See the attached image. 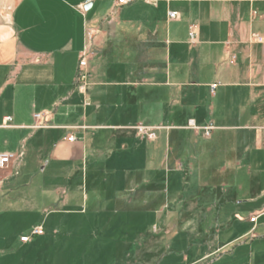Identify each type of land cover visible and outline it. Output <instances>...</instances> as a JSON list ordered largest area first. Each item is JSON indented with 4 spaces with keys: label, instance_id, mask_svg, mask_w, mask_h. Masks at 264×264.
<instances>
[{
    "label": "crops",
    "instance_id": "obj_1",
    "mask_svg": "<svg viewBox=\"0 0 264 264\" xmlns=\"http://www.w3.org/2000/svg\"><path fill=\"white\" fill-rule=\"evenodd\" d=\"M169 12H178L179 19L170 20ZM254 35L264 37V0H139L124 5L118 0H0V154L12 156L10 167L1 172L0 205L24 213L19 190L31 194L36 186L46 200L47 223L54 215L61 219L72 210L82 212L92 190L110 183L104 190L112 197L102 201L103 209L119 213L143 206L145 193L128 188L129 182L118 190L119 167L113 166V174L108 166L114 157L119 165L138 152L136 159L145 161L142 174L148 171L154 185L181 178L188 188L196 178L203 210H223L230 201L222 188L238 179V165L253 164L258 175L264 173V103L253 105L248 88L233 90V85H252L264 66V44L254 41ZM84 52L87 80L81 93L75 80ZM206 78L211 79L208 91ZM257 83L263 90L264 79ZM212 85H217L213 93ZM219 89L221 100L205 99ZM235 105L240 112L249 108L248 123L238 128L249 140L219 149L213 142L206 152L199 140L212 141L213 128L209 138L204 130L214 127L212 118L221 108L225 119L232 117ZM7 117L11 121L4 126ZM178 119L183 127L174 124ZM138 126L147 133L140 134ZM159 154L152 174L150 164ZM145 174L138 179L142 185ZM203 179L212 180L211 188L204 187ZM135 180L132 173L129 181ZM177 202L168 196L163 207L175 211ZM154 204L153 210H162L161 203ZM253 216L255 223L246 221L245 229L223 244L216 234L207 235L205 242H219L213 257L248 246L250 256L264 258V203ZM34 237L19 243L26 248ZM203 240L197 236L191 242L197 247ZM196 251L194 263L205 257Z\"/></svg>",
    "mask_w": 264,
    "mask_h": 264
},
{
    "label": "rangeland",
    "instance_id": "obj_2",
    "mask_svg": "<svg viewBox=\"0 0 264 264\" xmlns=\"http://www.w3.org/2000/svg\"><path fill=\"white\" fill-rule=\"evenodd\" d=\"M260 79H264V66L261 67L259 79H253L252 85H233V90L248 88L252 94L253 105L257 101L264 103V89L259 88L257 83ZM205 81V90L208 91L211 79L206 78ZM222 97L223 89H219L212 98L207 93L205 99L218 102ZM175 102L177 103H174L172 108L174 116L179 113L180 107V101ZM253 110L256 111L255 107ZM230 112L232 117L225 119L227 112L225 108H221L212 118L213 140H199L206 152L213 147V142L219 149L224 148L226 144L243 145L249 140L248 135L244 134L245 131L238 129L248 123L249 108L240 112L238 105H235L231 107ZM174 124L184 126L179 119L174 121ZM222 126L230 127L232 130H217ZM136 154L138 152L134 153L133 157L126 155L123 163L119 165L115 163L114 157L109 161L108 166L109 172L118 174V190H125L129 182L128 188H139L145 193L147 201L143 206L141 204L132 206L129 210L126 208L125 212L119 213L113 209H103L102 201L112 197L111 194L106 193L109 189L107 185L110 183L100 189L92 190L89 194L88 206L82 212L72 210L61 216V219L60 216L54 215L47 223L43 212L46 200L39 196L36 186L31 188L33 191L31 194L28 189L19 190L20 193H24V213H15L6 209L5 204L0 205V264H24V262L26 264H264V258L250 256L248 246L241 247L233 253H228L231 250L229 248L218 252L216 257L212 255L216 252L214 247H218L219 242L223 244L245 229V222L261 210L264 203L261 190L264 189V184L261 186L260 182L264 180V173L258 175L253 164L244 168L238 165L236 169L240 170L238 179L222 188L225 200H229L230 203L221 211L219 210L221 206L205 211L203 204L199 205L201 187L196 178L190 180L188 188H185L182 183L185 180L181 178L173 179L169 183L164 180L154 185L150 182L151 178L147 176L150 173L147 171V175L144 173L147 183L140 184L142 179H138L139 176H144L142 173L145 169L143 166L145 161L142 156L137 160ZM160 157L159 154L157 161L150 164L152 174L154 166L160 162ZM179 157L181 164L182 157ZM10 165L11 162L7 168ZM113 166L119 167L118 171L113 172ZM260 167L264 170V165ZM176 168L177 164H174V172ZM132 173L136 177L134 184L129 181ZM202 181L204 187L211 188L212 180ZM106 186L107 189L104 190ZM151 189L160 192L159 198L148 194ZM168 196L176 199V202L179 201L175 211L163 207ZM157 201L161 203L162 210H153L154 202ZM40 226L42 235L34 237L28 247L21 246L20 238L30 236L31 232ZM209 234H216L219 241L216 246L211 240L205 242ZM197 236L204 237V243L202 241L195 247L196 243L191 240ZM196 250L201 251V255L205 254V257L194 263Z\"/></svg>",
    "mask_w": 264,
    "mask_h": 264
},
{
    "label": "built area",
    "instance_id": "obj_3",
    "mask_svg": "<svg viewBox=\"0 0 264 264\" xmlns=\"http://www.w3.org/2000/svg\"><path fill=\"white\" fill-rule=\"evenodd\" d=\"M133 1H139V0H118V4L119 5H124L127 4L129 2H133ZM141 1H145V2H153L154 0H141ZM168 18L170 20H176L179 19V13L178 12H169L168 13ZM195 37L194 34H190V39L193 40ZM253 40L264 44V37H260L258 35H254L253 36ZM87 58H88V54L86 52L82 53L80 60H79V64H78V71L76 74V80H75V86L76 88L81 92L84 93L86 91V80H87V72H86V67H87ZM217 85H212L211 86V92L213 93L216 89ZM11 121L10 117L5 118L3 125L7 126L8 123ZM189 127L196 129L195 125L193 122L189 123ZM137 130L140 134H146L147 131L143 126H138ZM212 127H208L207 129L204 130V136L205 138H209L210 137V133H211ZM70 140L72 141L73 138H70ZM12 161V156L7 155V154H0V188L2 186L3 183V178L1 176V172H3L4 170H6V168L8 167V165L10 164V162ZM257 220V217H251L249 219V221L251 223H255ZM42 235V228L38 227L35 228L32 232L30 236H25V237H21L20 241L22 243H27L32 237L34 236H39Z\"/></svg>",
    "mask_w": 264,
    "mask_h": 264
},
{
    "label": "water",
    "instance_id": "obj_4",
    "mask_svg": "<svg viewBox=\"0 0 264 264\" xmlns=\"http://www.w3.org/2000/svg\"><path fill=\"white\" fill-rule=\"evenodd\" d=\"M90 4L88 6H85V10H88L90 8Z\"/></svg>",
    "mask_w": 264,
    "mask_h": 264
}]
</instances>
